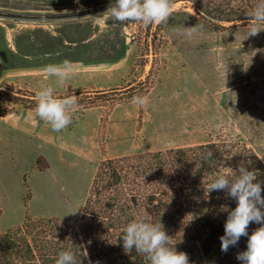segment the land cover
Here are the masks:
<instances>
[{
  "label": "rangeland",
  "instance_id": "1",
  "mask_svg": "<svg viewBox=\"0 0 264 264\" xmlns=\"http://www.w3.org/2000/svg\"><path fill=\"white\" fill-rule=\"evenodd\" d=\"M114 2L0 0V233L26 216L76 224L106 157L225 140L264 163V31L247 38L252 20L238 19L260 0H175L162 24H98ZM194 26L191 39L178 34ZM64 60L73 74L60 85L45 68ZM89 79L114 85L78 88ZM45 84L57 97L117 88L123 98L99 96L56 132L22 98Z\"/></svg>",
  "mask_w": 264,
  "mask_h": 264
},
{
  "label": "trees",
  "instance_id": "2",
  "mask_svg": "<svg viewBox=\"0 0 264 264\" xmlns=\"http://www.w3.org/2000/svg\"><path fill=\"white\" fill-rule=\"evenodd\" d=\"M132 90L129 84L125 92ZM71 94L78 96L80 112L100 105L99 96H109V106L123 98L117 88L67 95ZM22 98L36 108V93ZM209 151L212 156L206 158ZM241 164L264 180L263 161L241 141H207L106 157L96 168L78 222L26 216L21 224L0 233V264H55L58 254L69 249L77 264H148L135 249L126 253L120 239L127 224L141 215L161 221L177 251L188 254L190 264H241L236 256L246 250L248 237H241L226 253L220 241L236 201L224 191L208 192L218 174L238 175ZM260 226L250 223L249 236Z\"/></svg>",
  "mask_w": 264,
  "mask_h": 264
},
{
  "label": "clouds",
  "instance_id": "3",
  "mask_svg": "<svg viewBox=\"0 0 264 264\" xmlns=\"http://www.w3.org/2000/svg\"><path fill=\"white\" fill-rule=\"evenodd\" d=\"M78 2V0H77ZM175 0H115L110 7L96 16L98 24L109 19L121 23H142L145 26L165 23L173 14ZM252 24L247 34L256 36L264 31V0H260L251 17ZM196 27H185L179 35L191 39ZM45 71L49 77H55L58 84L64 85L73 74V65L69 60L59 64H49ZM135 104L143 107L148 104L145 96L133 98ZM78 105L75 94L57 97L54 88L45 84L36 93L37 116L48 123L53 131L59 132L72 123V113ZM212 152L206 158H211ZM238 175L220 173L209 185L208 192L224 191L236 201L224 223V235L220 237L221 251L227 252L238 244L241 237H248L246 250L237 253L241 264H264V180H259L256 170H249L243 164L236 171ZM250 223L261 225L249 236ZM126 253L133 249L145 256L148 264H190L186 252L177 251L171 236L161 221L154 223L146 215L132 220L124 229L120 238ZM55 264H77L73 251L63 250L58 254Z\"/></svg>",
  "mask_w": 264,
  "mask_h": 264
},
{
  "label": "crops",
  "instance_id": "4",
  "mask_svg": "<svg viewBox=\"0 0 264 264\" xmlns=\"http://www.w3.org/2000/svg\"><path fill=\"white\" fill-rule=\"evenodd\" d=\"M114 84H104L101 83L100 81H96V80H91L89 79L88 81H82V84H79V87H90V88H105V87H110L113 86ZM77 89V87L75 88ZM74 90V89H73Z\"/></svg>",
  "mask_w": 264,
  "mask_h": 264
}]
</instances>
